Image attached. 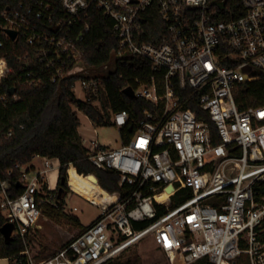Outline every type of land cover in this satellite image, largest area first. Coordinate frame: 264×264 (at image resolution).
Instances as JSON below:
<instances>
[{"label":"built area","instance_id":"built-area-1","mask_svg":"<svg viewBox=\"0 0 264 264\" xmlns=\"http://www.w3.org/2000/svg\"><path fill=\"white\" fill-rule=\"evenodd\" d=\"M227 1L61 0L63 15L56 21L43 2L34 10L22 1L0 13L7 37L22 35L40 46L54 80L79 76V98L100 96L102 77L116 69L118 58H146L153 70L146 80L136 78L133 88L154 108L144 109L127 143L106 149L97 136L83 138L92 162L118 171L120 185L129 189L111 195L94 222L53 254L36 259L27 245V264H113L148 235L164 264H264V105L241 107L236 97L241 83L264 70V0H241L242 14L222 17L234 12ZM94 8L113 19L119 43L107 62L90 66L83 41ZM34 13L47 18L43 30L31 23L28 14ZM156 14L165 21L159 37L156 28L145 27ZM7 29L17 30L16 38ZM0 60L1 85L12 68ZM129 119L127 110L112 112L118 127ZM37 157L39 163L0 172V215L14 224L12 237L26 242L40 226L43 204H61L51 178L60 164ZM16 168L23 189L17 195ZM179 196L183 200L173 205Z\"/></svg>","mask_w":264,"mask_h":264},{"label":"trees","instance_id":"trees-1","mask_svg":"<svg viewBox=\"0 0 264 264\" xmlns=\"http://www.w3.org/2000/svg\"><path fill=\"white\" fill-rule=\"evenodd\" d=\"M22 1L31 3L34 10L39 9L41 2L48 4L55 21L63 15L61 0H0V13L8 7L14 10ZM225 4L234 8V12L227 10L222 17L243 13L241 0H229ZM21 8L26 13V4ZM28 17L39 30H43L45 23H48L45 16L38 18L34 13L28 14ZM89 21L91 27L85 34L83 47L86 50L85 61L92 66L105 63L111 58L119 43V35L113 27V19L99 8L93 9ZM145 27L156 28L159 37L165 29V21L159 14L149 15ZM0 38L4 40V46L0 47V58L5 57L12 68V72L0 85V172L5 175L4 171L15 168L17 163H29L37 156L57 159L60 169L56 192L61 204L58 207L50 202L44 203L53 212L63 209V196L72 187L80 191L90 181L98 183L107 195H123L129 188L120 185L119 172L99 168L89 158L80 133L79 113L84 112L93 124L101 126L115 124L111 120L112 112L129 111V122L119 127L123 143H127L138 129L144 109L153 110L154 103L141 97H131L124 92V88L128 85L136 86L138 77L148 79L153 73L151 62L141 57L118 58L116 69L102 77L100 96L94 95L92 100H86L79 98L75 91V81L79 77L77 74L53 79L54 71L41 60L39 45L30 44L22 35L12 40L1 29ZM146 39L150 38L146 36ZM3 66L4 60H0V71ZM253 75L237 87L236 97L241 107L264 105V70H256ZM158 82L162 85V78H158ZM12 87L15 88L13 94L9 92ZM103 98V106L111 113L96 105L95 100ZM19 176L20 171L16 168L13 176L16 195L23 190L17 184ZM182 200L183 197L179 196L173 205ZM4 223L5 218L0 215V227ZM148 223L146 221L139 226ZM26 238L27 242L22 237L6 240L0 231V258L11 257L12 264H27V256L22 251L31 239L28 235ZM49 255L44 252L40 257ZM131 257L126 260L119 258L113 264H135L139 260L135 251Z\"/></svg>","mask_w":264,"mask_h":264},{"label":"rangeland","instance_id":"rangeland-1","mask_svg":"<svg viewBox=\"0 0 264 264\" xmlns=\"http://www.w3.org/2000/svg\"><path fill=\"white\" fill-rule=\"evenodd\" d=\"M78 69L76 68L77 71ZM77 83V95H83L80 80H77ZM104 102V98L95 100L96 105L100 109L104 107ZM104 109L109 110L106 107ZM109 112L111 113L110 110ZM79 116L81 119L80 131L86 141L97 136L101 147L106 149L119 148L123 144L120 128L117 125L98 126L93 124L84 112H80ZM53 162L56 165L59 164L57 159H53ZM55 174H57V171L51 172L53 183L56 181ZM86 184L85 188L80 191L72 187L71 191L63 196L64 207L61 211L53 212L50 210L49 205L43 204V216L39 220L40 226L32 229L28 234L29 239H31L28 244L30 253L36 259L41 258L40 256L44 252L50 255L53 254L73 236L79 234L84 229V226L92 223L98 217L100 214V206L104 205L108 199L114 198V196L107 195L98 183L90 181L86 182ZM134 251L139 256V260L135 264L165 263L164 254L151 235L146 236L130 247L121 258L126 260L133 255ZM12 263V258H0V264Z\"/></svg>","mask_w":264,"mask_h":264},{"label":"water","instance_id":"water-1","mask_svg":"<svg viewBox=\"0 0 264 264\" xmlns=\"http://www.w3.org/2000/svg\"><path fill=\"white\" fill-rule=\"evenodd\" d=\"M8 8H10V7H8ZM7 31L13 39L16 38V36L18 34L17 30L7 29ZM9 92L12 94L15 93V88L14 87L10 88ZM124 92L131 97H135V90H134L133 86H131V85L125 87ZM62 180L65 181V177H63ZM61 191H62V188H61ZM13 230H14V224L11 222L4 223L0 227V231L3 234V236L6 238V240H11L13 238L12 237Z\"/></svg>","mask_w":264,"mask_h":264},{"label":"crops","instance_id":"crops-1","mask_svg":"<svg viewBox=\"0 0 264 264\" xmlns=\"http://www.w3.org/2000/svg\"><path fill=\"white\" fill-rule=\"evenodd\" d=\"M80 133H81V131H80ZM40 161H41V158L40 157H36V158L33 159V163H38ZM55 175H56V179H55L56 181H54L53 184H57V177L59 176V171H57V174H55Z\"/></svg>","mask_w":264,"mask_h":264},{"label":"bare ground","instance_id":"bare-ground-1","mask_svg":"<svg viewBox=\"0 0 264 264\" xmlns=\"http://www.w3.org/2000/svg\"><path fill=\"white\" fill-rule=\"evenodd\" d=\"M0 74H1V73H0ZM167 192H168V191H165L164 193L159 194L158 197L161 198V199H162V198H165V197L167 196Z\"/></svg>","mask_w":264,"mask_h":264}]
</instances>
